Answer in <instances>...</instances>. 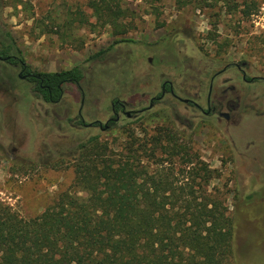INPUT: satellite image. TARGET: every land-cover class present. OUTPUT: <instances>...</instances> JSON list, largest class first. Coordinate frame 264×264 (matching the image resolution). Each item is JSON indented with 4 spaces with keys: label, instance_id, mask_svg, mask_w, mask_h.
I'll return each instance as SVG.
<instances>
[{
    "label": "rangeland",
    "instance_id": "374dc122",
    "mask_svg": "<svg viewBox=\"0 0 264 264\" xmlns=\"http://www.w3.org/2000/svg\"><path fill=\"white\" fill-rule=\"evenodd\" d=\"M26 1V9L0 7V34H10L35 72L80 65L85 117L107 118L114 96L136 102L137 107L142 99L158 94L164 79L174 82L179 96L195 95L205 108L210 76L228 63L244 62L247 76L262 79L246 85L234 67L215 79L212 93L217 101L226 77L242 96L230 123L197 111L191 120L190 108L166 96L165 104H156L141 118H123L106 131L89 128L75 133L62 118L63 108L57 106L55 114L47 108L48 113L40 115L47 106L28 96L25 81L5 79L4 70L2 81H8L10 88L0 84V201L21 216L32 217L70 187L73 170L55 164L73 160L72 147L90 134L115 150L128 134L143 137L167 126L191 154L218 171L208 192H223L225 205L236 219L230 264H264V0L220 1L200 9L192 4L179 6L176 0H124L122 7L132 15L120 20L127 26L121 33L101 24L89 0ZM82 15L84 21L77 19ZM67 19L70 23L65 24ZM106 48L102 55L91 57ZM64 87L65 105L74 108V115L79 93L74 85ZM31 130L37 133L30 137ZM11 146L19 150L15 159L10 158ZM58 150L70 156L60 159ZM48 153L52 155L46 158Z\"/></svg>",
    "mask_w": 264,
    "mask_h": 264
},
{
    "label": "trees",
    "instance_id": "16d2710c",
    "mask_svg": "<svg viewBox=\"0 0 264 264\" xmlns=\"http://www.w3.org/2000/svg\"><path fill=\"white\" fill-rule=\"evenodd\" d=\"M123 1L89 0V7L121 33L120 20L132 15ZM220 1L229 3L176 0L199 9ZM27 4L0 0L2 8ZM1 43L4 54L18 50L8 32ZM39 75L52 85L83 77L78 65ZM166 127L128 134L115 150L96 136L79 144L73 160L55 164L73 170L70 187L32 217L0 201V264H230L236 219L223 192H208L218 171Z\"/></svg>",
    "mask_w": 264,
    "mask_h": 264
},
{
    "label": "flooded vegetation",
    "instance_id": "af4514ba",
    "mask_svg": "<svg viewBox=\"0 0 264 264\" xmlns=\"http://www.w3.org/2000/svg\"><path fill=\"white\" fill-rule=\"evenodd\" d=\"M4 35V34H3ZM3 35L0 34V84L6 83L9 85L10 83L2 81L3 78V72L5 70V79L10 78L11 82L14 78L25 81L26 85H28V96L29 97H35L36 100L42 102V104H45L46 110L43 112V115L45 116L46 113H48V109H50V113L55 114V110L57 109V106H60L59 109L63 108L64 115L63 119L66 121V124L68 128H71V130L75 131V133H80V129H98L101 131H106L113 126H115L118 122L122 121L123 118H126L127 120H134L142 117L145 113L149 112L156 104L158 103H164V99L166 96H169L170 99L174 101L181 102L182 104H185L188 108L191 109V117L193 120L196 116L195 112H198V115L207 117V116H216L219 120H224L225 122H231L232 116L231 113L238 109L239 106L242 103V96L238 92L239 90L231 85L230 83V77H226L224 79L225 86L222 88V95L217 101L215 99V95L212 93V86L215 79L222 75L224 72H226L230 67H234L236 71L240 73V82L246 84V85H252L255 83L256 79H262L255 76H247L246 71L244 70V62L237 63H228L224 65L220 70L215 71L211 76L209 80V86L207 91V97L205 99L206 107H202L198 102H196L195 95L194 98L190 97H181L178 95L179 89L176 88L174 82L170 79H164L160 85L157 95H152L150 97H146L145 99H142L137 104L138 106L135 107L134 105L136 102L129 103L128 101L120 99L118 96H114L110 100V114L107 118L104 120L99 118H89L85 117L88 115H84L83 110L87 104L86 102V92L85 88H83L81 81L84 77H82L80 80H77L75 78H67L58 81L56 85H52L50 83H45V80L39 75V73H49V72H35L29 68V66L24 62L22 57L20 56V51H15L12 53L4 54L3 46H2V38ZM80 66V65H79ZM81 68V66H80ZM83 74V73H82ZM84 76V75H83ZM264 79V78H263ZM65 85H74L77 89V92L79 93L80 100L79 105L76 110V114L71 115V113L74 111V108L70 105H65V94L67 93V87L65 88ZM186 100V101H185ZM135 103V104H134ZM172 103V102H171ZM168 106L170 104L166 103ZM140 105V106H139ZM248 105V104H247ZM225 107V110H220V108ZM126 112H129L127 114ZM90 117H93L90 116ZM140 117V118H141ZM190 119V118H189ZM177 120V119H176ZM233 120V119H232ZM173 121V120H172ZM178 122V121H177ZM186 126V125H184ZM192 124H188L187 127H191ZM37 133L36 130H31L29 132V136H34ZM97 137L98 135L90 134L87 139L90 137ZM12 154L10 155V158L15 159L16 156L19 154V150L11 146ZM79 149L77 144L72 147V153L76 152ZM66 152V151H65ZM64 151L59 152L57 151V155L60 159L68 158L70 155L69 153H65ZM52 154L48 153L46 158H49ZM24 158V157H23ZM26 158V157H25Z\"/></svg>",
    "mask_w": 264,
    "mask_h": 264
},
{
    "label": "water",
    "instance_id": "95a60500",
    "mask_svg": "<svg viewBox=\"0 0 264 264\" xmlns=\"http://www.w3.org/2000/svg\"><path fill=\"white\" fill-rule=\"evenodd\" d=\"M186 101V100H185ZM127 114H129V112H126Z\"/></svg>",
    "mask_w": 264,
    "mask_h": 264
}]
</instances>
